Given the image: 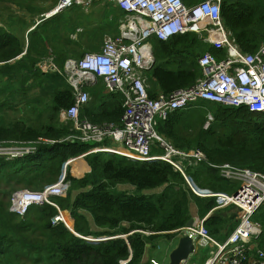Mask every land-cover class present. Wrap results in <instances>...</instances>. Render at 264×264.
I'll return each instance as SVG.
<instances>
[{
  "label": "trees",
  "instance_id": "trees-1",
  "mask_svg": "<svg viewBox=\"0 0 264 264\" xmlns=\"http://www.w3.org/2000/svg\"><path fill=\"white\" fill-rule=\"evenodd\" d=\"M36 1L0 0V3L16 5L34 18L57 4L55 0L48 9L38 6ZM198 3V0H184L186 6ZM107 4L101 12L105 31L100 36L93 34L91 39L99 40L105 33L113 37L120 33L119 26L126 13L109 0ZM97 13L89 16L88 27ZM66 17L64 12L48 20L41 19L29 32L28 41L24 33L35 26V21L29 26L17 19L12 22L13 32L0 26V142L40 139L54 142L37 144V152L23 159L0 158V264H153L152 259L145 261L148 246L162 236L179 235L172 232L186 227L193 218L192 204L201 219L216 207L215 199L194 195L183 176L164 161H133L116 154L95 153L84 158L91 168L84 177L75 178L67 171L66 180L70 184L67 196L53 198V202L78 236L62 222L52 224L60 214L53 206H33L24 217L10 211L15 191H41L57 183L67 162L97 146L66 141L76 131L71 122L60 117L62 110L74 103V91L64 74L66 62L70 57L81 59L85 54L78 41L71 38L80 25L71 26L67 39L63 38L62 22ZM52 19L58 20L57 26L52 28V34L46 35V24ZM222 20L244 53H255L264 45L263 0H223ZM70 42L74 47L67 49L68 54L61 46ZM51 43L58 55L54 59L57 69L44 71L39 64L52 55ZM151 44L156 61L146 72L151 99L160 93L170 96L195 86L203 76L198 60L205 53L213 54L218 60L226 58L225 50L193 33L166 42L154 37ZM88 47L93 52L100 51L99 45L89 43ZM85 90L92 100L82 109L80 117L93 124L121 127L123 95L105 92L103 82ZM200 103L209 102L201 101L170 114L167 120L158 122L157 132L179 149H198L205 154L206 162L187 170L200 187L233 193L237 190L234 183L223 179L220 169L213 166L230 164L264 173V113H252L245 106L209 103L200 107ZM19 113L23 116L19 117ZM11 114H14L12 118ZM209 114L213 121L205 128ZM163 153L160 148L152 149L154 155ZM73 167L75 176L88 169L82 160ZM2 181H5L3 185ZM120 186L134 189L120 190ZM157 189L162 191L145 192ZM253 220L263 228L259 240L264 247V205ZM238 225L235 207L214 211L205 222L210 234L220 241L226 240ZM87 238L104 240L92 242Z\"/></svg>",
  "mask_w": 264,
  "mask_h": 264
},
{
  "label": "built area",
  "instance_id": "built-area-1",
  "mask_svg": "<svg viewBox=\"0 0 264 264\" xmlns=\"http://www.w3.org/2000/svg\"><path fill=\"white\" fill-rule=\"evenodd\" d=\"M112 1L126 13L120 23V37L106 36L99 52L85 54L79 60L70 59L65 65L64 74L74 91V103L62 110L60 117L64 122H71L76 131L66 141L97 145L81 158L95 153H108L133 161L161 160L170 164L183 176L194 195L215 199L216 207L210 213L235 207L239 220L238 227L224 242L210 234L205 226L207 218L197 220L192 227L186 226L172 234L188 235L195 243L196 252L211 248L204 264H264V252L255 251V241L261 236L262 227L253 221L256 212L264 205V173L239 169L230 164L213 166L219 168L223 179L234 183L237 190L222 193L202 188L187 170L206 162L205 154L198 149H178L157 132L160 120L165 121L170 114L188 109L201 101L226 107L245 106L252 113H264V45L255 53L241 50L223 24V0H204L191 7L186 6L184 0ZM90 4L91 0H59L58 5L46 16L53 17L74 5ZM188 33L198 35L219 50H225L226 58L218 60L213 54L205 53L198 60L203 76L195 86L170 96L161 94L151 99L146 75L154 66L151 40L156 37L166 42ZM39 65L44 71L57 69L53 59H47ZM99 81L104 83L107 92L121 93L124 97L121 127L93 124L80 117L82 109L90 101L86 87ZM212 121L213 117L209 115L205 128ZM39 143L54 142L43 139L38 142L2 141L0 158L7 161L23 159L35 154ZM156 146L164 153L152 154ZM69 187L64 173L57 183L41 191L17 190L12 194L10 211L25 216L33 206L47 204L57 208L60 213L52 220V224H65L53 198H65ZM152 263L159 264L153 260Z\"/></svg>",
  "mask_w": 264,
  "mask_h": 264
},
{
  "label": "rangeland",
  "instance_id": "rangeland-1",
  "mask_svg": "<svg viewBox=\"0 0 264 264\" xmlns=\"http://www.w3.org/2000/svg\"><path fill=\"white\" fill-rule=\"evenodd\" d=\"M58 1L57 0V4L51 9L49 10V12L45 13L44 15H41L39 18H36V21H41V19H45V20H48L49 17H46L47 14L51 13L52 10L58 5ZM110 2L114 3L113 1L109 0ZM55 2V0H49V1H44V0H37L35 3L42 7V6H46V8H50V6L52 7V4ZM198 2H202V0H198ZM107 0H99V1H96L93 3V5L91 4L90 7L88 8H85L83 10V7H79L80 5H74L72 7V9H68L65 12V14L67 15V17L65 18V20L62 22V29H63V38L64 39H67L68 37V34L70 31H68L71 26L73 25H80L79 26V29L77 30V34L75 33V35L73 34L72 35V39L73 40H76L78 41V43L80 44V50H82V52H85V54H88V53H91L93 52V49L88 47L89 43H92L94 45H101L102 43V39H104L105 36H111V35H107V33H105L106 35L102 36L101 39L99 40H94V39H91L90 37L93 36V34L95 35H101L102 34V30H104L103 28V20L101 18V12H102V9L107 6ZM115 5V4H114ZM6 8V5L4 3L0 4V15H3L5 13V16L9 15V13H11V10H7L5 9ZM63 12V13H64ZM94 12H99V15L98 13L95 15L94 19L91 20V23L88 27V23H89V16H92ZM83 13L85 15H83ZM81 15H83L81 17ZM2 17V16H1ZM51 18V17H50ZM44 20V21H45ZM58 21L57 19H52L49 21L48 24H46L47 26V32H46V35L48 33H51L52 34V28L53 27H56L57 26V22ZM28 22L29 23H33V20L32 18H28ZM120 28V26H119ZM120 30V29H119ZM105 31V30H104ZM93 40V42H92ZM69 44V45H68ZM63 43L62 44V48H64L67 53H68V50L67 49H73L74 47V44L72 42L70 43ZM49 49H50V52L52 55H50V57L48 59H53V63H54V59L58 56L55 54V52L53 51L54 50V47H53V44L51 43L50 46H49ZM96 53V52H94ZM69 54V53H68ZM84 54V55H85ZM70 58H77L76 56H73V57H70ZM61 58L57 59V60H60ZM79 58H77L76 60H78ZM56 64H58V62H56ZM59 65V64H58ZM64 70V69H63ZM209 105V103H200V107H205ZM14 116V114H11L10 117L12 118ZM23 115H21L19 113V117H22ZM76 161V160H74ZM73 161V162H74ZM65 169H66V172H65ZM63 174L67 173V171L70 172V174L72 176H74V174H72V172L74 171L73 170V167L68 164V166H65L63 167ZM75 177V176H74ZM77 178V177H76ZM82 178V177H80ZM5 183V181H2V185ZM5 186V185H4ZM6 187V186H5ZM24 186L22 187H19V188H23ZM45 189V188H44ZM120 190H126V191H131V188L130 187H123V186H120L119 187ZM147 194L151 193V192H147L145 191ZM144 192V193H145ZM158 192V191H157ZM194 206V205H192ZM62 215L64 216V214L62 213ZM65 218V217H64ZM197 218V217H196ZM91 220V218H90ZM66 221V220H65ZM92 222V220H91ZM67 224V222H66ZM68 225V224H67ZM92 228L93 230H97V228L92 225ZM175 236V237H172V238H167V237H160V238H157L153 244H150L147 248V253L150 257H154V259L159 262L160 264H170V256L172 254V252L178 247V242H179V239L181 236ZM92 240H97V239H94V238H91ZM98 240H102V239H98ZM225 240H223L224 242ZM94 242V241H93ZM211 251V248H207V249H201L200 253L201 254H204L205 258L200 262V261H194V257L191 258L190 262L191 264H194L195 262L197 264H204L205 261L207 260V258L209 257V252Z\"/></svg>",
  "mask_w": 264,
  "mask_h": 264
},
{
  "label": "crops",
  "instance_id": "crops-1",
  "mask_svg": "<svg viewBox=\"0 0 264 264\" xmlns=\"http://www.w3.org/2000/svg\"><path fill=\"white\" fill-rule=\"evenodd\" d=\"M97 1H99V0H97ZM242 1V0H241ZM264 1V0H263ZM59 2V1H58ZM246 2V1H245ZM93 3V0H91V4ZM0 4H2V3H0ZM5 5H6V8L5 9H7V10H11V13H9V15H7V16H5V13L3 14V15H0V26H3L4 28H6L7 30H9V31H12V30H14L15 29V27L14 26H12V22L13 21H15V20H17V19H20V20H24L25 22H27L28 24H29V26L31 25V24H33V23H29L28 22V18H32V20H33V22L35 21V26H33L32 28H30V29H28V31H25V33H24V36H25V39L28 41V34H29V32L30 31H32V30H34L36 27H37V25L38 24H40V21H36V18H39V17H36V18H34L33 16H31L27 11H25V10H23V9H21V8H19V7H17L16 5H13V4H9V3H4ZM90 4V5H91ZM81 7H83V10L85 9V8H88V7H90V6H82L81 5ZM189 7H191V6H189ZM2 16V17H1ZM13 32V31H12ZM19 34H20V32H19ZM106 37V36H105ZM104 37V38H105ZM113 37V36H112ZM115 37H117V38H119L120 37V33L118 34V35H116V36H114V38ZM72 38V37H71ZM103 40L104 39H102V43H101V45H99V48H100V50H101V46H102V44H103ZM152 45V44H151ZM152 48H153V46H152ZM153 55H154V52H153ZM154 57V56H153ZM155 63H156V61H155V57H154V65H155ZM154 67V66H153ZM100 82H102V81H99L98 83H100ZM98 83H96V84H98ZM96 84H94V85H92V86H89L88 87V89L90 88V87H93V86H95ZM103 86H104V83H103ZM105 92H107V91H105ZM160 95H161V93H160ZM91 96V95H90ZM91 100H92V97H90V101H89V103L91 102ZM88 103V104H89ZM87 104V105H88ZM209 115H211V114H209ZM166 140H168V139H166ZM168 141H170V140H168ZM171 142V141H170ZM173 144V143H172ZM174 145V144H173ZM175 146V145H174ZM176 147V146H175ZM154 148H159L158 146H156V147H154ZM153 148V149H154ZM177 148V147H176ZM179 149V148H178ZM182 150V149H181ZM193 150V149H192ZM188 151V150H187ZM156 155V154H155ZM79 159V158H78ZM83 160H84V158H82ZM85 161V160H84ZM86 162V161H85ZM86 164H87V162H86ZM88 165V164H87ZM90 170H91V168L89 167V165H88V170L86 171V172H84L83 173V175H82V177H84L85 176V174H87V173H89L90 172ZM76 178V177H75ZM123 187H130V186H123ZM131 188V192L133 191V187H130ZM158 191V192H157ZM162 191V189H157L156 191H150L152 194L153 193H160ZM193 205V204H192ZM191 205V207H190V212H191V214H192V219L193 220H195V223H196V221L197 220H202L199 216H198V214H197V207L194 205V206H192ZM214 212H212V213H209L208 214V216L207 217H205V218H209L210 216H212V214H213ZM197 217V218H196ZM237 217H238V212H237ZM191 219V220H192ZM237 220H238V218H237ZM254 221V220H253ZM255 222V221H254ZM260 224V223H259ZM261 225V224H260ZM238 227V226H237ZM262 227V226H261ZM235 231V230H234ZM233 231V232H234ZM262 233H263V228H262ZM261 236H262V234H261ZM260 236V237H261ZM260 237H259V239H260ZM215 238V237H214ZM216 239V238H215ZM257 240V241H255L256 242V248H255V251L257 252V251H262V252H264V247H262L261 245H260V240ZM218 241H220L219 239H217ZM220 242H223V241H220ZM179 243V242H178ZM200 251L201 250H199V251H197V252H195V255L194 256H192L191 258H193V257H195V258H198V261H202V258L204 259L205 258V256H204V254H201L200 253ZM209 255H210V252H209ZM191 258L187 261V262H185L184 264H191V262H190V260H191ZM149 259H152L153 261H156L155 259H154V257H150L149 255H148V253H147V256H146V258H145V261H148ZM193 262H194V260H193ZM159 263V262H158ZM160 264V263H159ZM194 264H197L196 262L194 263Z\"/></svg>",
  "mask_w": 264,
  "mask_h": 264
},
{
  "label": "water",
  "instance_id": "water-1",
  "mask_svg": "<svg viewBox=\"0 0 264 264\" xmlns=\"http://www.w3.org/2000/svg\"><path fill=\"white\" fill-rule=\"evenodd\" d=\"M47 17V16H46ZM21 58V57H20ZM81 158V157H79ZM78 159V158H77ZM82 159V158H81ZM72 160L71 159L69 163ZM68 163V164H69ZM66 172V169H65ZM74 223V221H72ZM195 223V220H190L187 223V227H192ZM65 225L69 228L70 231H72L75 235H77L74 231V228L69 227L66 223ZM78 236V235H77ZM80 237V236H79ZM196 252V246L192 238H190L188 235H183L179 239L178 247L172 252L170 256V264H184L187 262L192 256L195 255Z\"/></svg>",
  "mask_w": 264,
  "mask_h": 264
},
{
  "label": "bare ground",
  "instance_id": "bare-ground-1",
  "mask_svg": "<svg viewBox=\"0 0 264 264\" xmlns=\"http://www.w3.org/2000/svg\"><path fill=\"white\" fill-rule=\"evenodd\" d=\"M54 14V13H53ZM52 14V15H53ZM52 15H50V16H52ZM80 160H82V161H84L83 159H81V158H79V159H76V161H74V160H72L69 164L73 167V165L75 164V163H77L78 161H80ZM74 161V162H73ZM85 162V161H84ZM85 164H86V162H85ZM87 165V164H86ZM87 167H88V165H87ZM74 168V167H73ZM88 170V169H87ZM84 172H86V171H83L82 173H81V175H79V176H75V177H77V178H80V177H82V175H83V173ZM72 174H73V172H72ZM62 219L65 221V218H64V216L62 215ZM65 223H66V221H65Z\"/></svg>",
  "mask_w": 264,
  "mask_h": 264
},
{
  "label": "clouds",
  "instance_id": "clouds-1",
  "mask_svg": "<svg viewBox=\"0 0 264 264\" xmlns=\"http://www.w3.org/2000/svg\"><path fill=\"white\" fill-rule=\"evenodd\" d=\"M22 217H24V216H22Z\"/></svg>",
  "mask_w": 264,
  "mask_h": 264
}]
</instances>
